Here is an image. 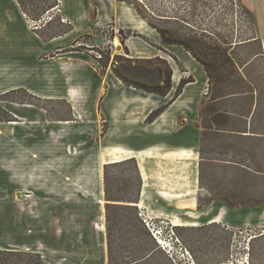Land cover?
<instances>
[{"label":"rangeland","instance_id":"374dc122","mask_svg":"<svg viewBox=\"0 0 264 264\" xmlns=\"http://www.w3.org/2000/svg\"><path fill=\"white\" fill-rule=\"evenodd\" d=\"M70 1L66 0V5L61 6L58 0L57 8L43 12V7L51 0H34L32 4H26L25 13L18 7V15L24 28L45 40L57 36L69 26L72 28L66 14ZM97 1L102 9L103 25L78 35L71 42L72 45L63 50L78 52L83 56L75 58L71 54L66 60L85 61L87 65L77 72L59 70L58 67L53 72L46 61L60 51L51 50L40 51L36 63L33 61L31 68L24 67L27 71H15V67L6 68L9 69L8 73L5 70L0 71V146L6 138L4 145L8 162L15 163L18 151L15 147L14 131L28 134L27 137L17 138L22 139L24 145L31 144L30 136L33 135L34 140L39 142L43 157L49 155L51 159L61 161L71 154L75 160H94L98 157L97 163L112 164L107 168V181H104V191H107L105 201H109L107 198H133L135 204L139 202L145 215L152 218L149 216L151 209L146 212L145 206L148 208L149 203L144 201V194L138 200L141 177L137 163L135 160H124L128 154L124 156L119 152L121 148L124 149L122 146L129 144L132 147L143 146L144 138L141 134L128 137L129 139L120 138V135H124L121 129L109 132L110 121L101 109L104 96L109 101L117 95V90H111L112 88H120L121 94L118 95L128 99L125 104L135 115H141L148 103L158 102L160 106L168 102L176 89L177 85L163 98L138 89H125L111 71V66L116 65L122 74L134 80L148 82L147 80L157 78V73L153 70L155 65L149 68L144 63L133 64L136 68H126L125 65V59L129 57L147 58L131 53L126 46L127 38L124 44L119 38V26L133 24L129 7L135 11L138 8L146 17L147 20L143 19L149 26L151 25L148 20L163 28L167 36L173 34L184 41L193 40V51L209 69L208 85L191 124L197 129L195 143L199 160L196 197L199 208L214 201L228 209H245L246 216L253 218V221L244 225L231 224L230 227L221 223L177 226L172 221L170 224L167 219H164L166 223L159 218L153 219L156 226L162 227L167 239L175 242L174 254L168 256L157 246L151 234L148 239L132 224L125 223V217H129L134 211L139 212L136 205V210L125 206L110 208L107 227L110 228L111 263L130 262L150 252L149 257L136 264H264V44L260 39L246 41L256 37L259 31L255 20L256 11L252 7L264 6V0H78V10L74 11L78 15L79 23L96 17L98 10L94 2ZM3 2L8 9L13 8L11 0ZM81 12L85 13V18L81 16ZM123 29L126 30L122 34L126 35L129 28ZM84 30H87V26L78 29L71 36ZM141 35L154 43L151 35ZM113 36L118 38L120 44H112ZM142 36L135 37L145 40ZM5 52L0 50V60L3 63L11 60ZM163 57L181 77L191 76L181 63L187 62L185 54L180 52L181 59L177 56L181 62L175 61L166 53ZM104 64L106 67H103ZM192 69L195 72L194 77L201 84L203 78L200 72L195 67ZM19 78L29 81L33 86L12 89L7 87L11 81H21ZM70 83L83 87L70 88ZM110 90L111 94L108 96ZM189 90L195 95L198 94V88L194 86L189 87ZM68 91H72V97L76 93L85 97L79 105V118L75 117L72 105L61 96ZM138 96L144 100L140 101ZM134 100L137 102L134 103ZM5 119H12L10 121L16 123L6 124ZM61 121H69V124H61ZM182 121L184 125L187 123L183 119ZM84 129H87L86 133H83ZM171 140L173 137L168 142ZM48 143L55 146L54 153H46L44 146ZM114 146H118L120 150H114ZM114 152L119 155L121 153L124 157L122 162L109 163ZM136 153L142 157L140 160L138 156H134L142 167L143 156ZM178 167L182 171L178 170L173 175L178 182L180 180L181 183H188L178 177L185 176L183 164ZM13 168L12 177L8 176L7 179L6 190L0 189V196H7L11 202L20 195L15 187V167ZM165 174H169V171L160 172L162 178ZM142 175L147 179L143 169ZM192 182L197 189V178ZM156 183L159 184L152 181V184ZM185 188L182 185L177 189L181 192ZM164 193L170 194L166 190ZM182 200L183 208L189 207L192 201L187 198ZM151 201L159 206L158 197L155 196ZM7 240L11 239L7 237ZM185 250L191 258L187 257ZM182 252L185 258L181 255ZM9 257L17 262L16 256Z\"/></svg>","mask_w":264,"mask_h":264},{"label":"crops","instance_id":"0c3cea01","mask_svg":"<svg viewBox=\"0 0 264 264\" xmlns=\"http://www.w3.org/2000/svg\"><path fill=\"white\" fill-rule=\"evenodd\" d=\"M3 1L0 0V50L6 51L5 55L10 56L11 60L5 63L0 60V71L5 70L8 73L9 69L6 68L11 67H15V71H27V69L24 70V67L31 68L33 61L36 63L38 60L40 51L51 50L60 51L52 59L46 61L48 62L47 66L53 72L56 67L63 71L77 72L81 67L87 65L85 61L66 60L70 58L71 54L75 58L83 56L78 52L70 53L63 50L72 45L71 42L78 35L98 29L103 25L101 22L102 9L98 1L94 2L98 10L96 17L79 23L77 21L78 15L74 11V9L78 10L79 2L78 0H71L69 10L66 13L72 25L71 30L45 40L40 39L30 29L24 28L18 15L19 6L15 0H11L12 9L5 7ZM129 9L133 17V24L119 27L133 29L143 35H151L154 43L166 51H162L146 40L129 36L126 39V46L130 52L139 57L147 58L156 55L163 57L164 53H170L178 61L181 59L180 52H182L186 55L188 63L180 62L194 79L186 83L176 99L152 121H146V117L153 109L159 107L158 102L148 103L141 115H135L125 104L128 99L118 95L121 94L120 88L111 89L117 90V95L111 97L109 101H107L106 96L102 98L101 109L110 121L109 132L121 129L124 131V135H120V138H132L137 134H141L144 138L143 146L132 147L133 145H130L129 140H127L129 145L122 146L124 149H119L122 155L128 154L124 160L133 159L137 163L141 177L138 200L140 201V197L144 194V201L149 203L148 208L145 206L146 212L149 208L152 210H149L151 213L149 216L152 219H167L170 224L171 221L177 220L180 223L179 225L176 224L177 226L221 223L230 227L231 224L251 223L253 218L249 219L246 216L245 209H228L221 203L214 201L206 203L203 208H199L196 197L199 160L195 143L197 129L193 128L191 124L197 105L208 85L207 73L189 51L179 45L163 43L159 33L149 26L134 8L129 7ZM252 9L256 11L255 20L258 23L259 31L256 37L248 38L246 41L251 42L260 39L264 44V6L252 7ZM81 16L85 18V13L81 12ZM83 26H87V30L78 32L75 34L76 36H71ZM111 40L113 45L120 44L116 36H113ZM193 67L198 69L203 78L201 84L194 77ZM180 78L179 72L172 68L169 92L178 84ZM18 80L23 82L10 80L12 84L9 81L10 84L7 85L5 82V85L10 89L18 86H33L29 81L21 78ZM120 83L125 89L132 88L124 85L121 81ZM70 84H72L70 88L74 89L83 87L77 83ZM191 86L198 88L197 95L190 92L189 87ZM111 90L108 96H110ZM71 92H65L61 96L72 105L75 117L79 118V105L83 103L85 97H80L77 93L72 97ZM146 94L152 95L151 93ZM71 99H75L76 104L72 103ZM137 99L140 100V97L138 96ZM135 102L137 100H134ZM182 119L187 122L185 125L182 123L184 122ZM86 131L87 129H84L83 133ZM13 135L16 137L15 147L18 150L14 164L7 160L6 146L4 145L6 138H4V144L2 143L0 146V189L6 190L8 176L9 178L12 177V168L15 167L13 179L17 193L20 195L13 202L8 201L7 196H0V248L39 252L47 264H108L105 204L117 202L137 206L139 202L135 204V202L127 201H105L103 165L106 163H97L98 157H95L94 160H75L71 154L65 157L63 161L51 159L49 155L43 157L40 154L39 142L34 140L33 135L30 136V145H24L22 139H17L20 136L27 137L28 134L14 131ZM244 135L253 136L255 134L244 133ZM170 137H173V140L168 142ZM44 147L47 154L55 152L53 144L48 143ZM136 152L143 156L142 167L138 159L135 158L136 156H133L137 155ZM179 164H183L185 176L178 177L185 179L188 183H181L180 180L178 182L173 175L181 170L178 167ZM142 169L147 179L142 175ZM163 171H169V174H165L166 176L162 178L160 172ZM195 177L197 178V189L195 183L192 182ZM153 180L159 184H152ZM182 185L186 188L179 192L177 188ZM145 186L147 187L145 188ZM165 190L169 191L170 194H165ZM155 196L159 199L158 207L151 201L155 199ZM184 198L192 200L187 208H183L182 199ZM7 237L11 240H7Z\"/></svg>","mask_w":264,"mask_h":264},{"label":"trees","instance_id":"16d2710c","mask_svg":"<svg viewBox=\"0 0 264 264\" xmlns=\"http://www.w3.org/2000/svg\"><path fill=\"white\" fill-rule=\"evenodd\" d=\"M15 1L17 2L21 11L25 13L26 12L25 11L26 10L25 9L26 4L27 3L32 4V2L34 0H15ZM58 3H59L58 0H51V2L48 3L46 7H43V12L45 10L47 11V10L57 8ZM136 12L142 18L146 19V17L143 15V13L138 8H136ZM38 19H39V17H38ZM148 23L159 33L160 38H161L163 43L179 45V46L183 47L186 51H189L190 54L203 66L204 70L207 73V76L210 77V73H209V69H208L207 65L203 62V60L200 58V56L196 52L193 51V49L191 47V43L193 42V40L184 41V40H182V38H179L173 34L171 36H167V32L163 28L152 24L149 20H148ZM69 30H71V26H69L67 29L63 30L62 32H60L58 35H62L64 33L68 32ZM124 30H126V29H123V28L118 29V32L120 33L119 38H120V41L122 44L125 43V39L129 35H131V36H142L141 34H138L136 31H132L131 29H127V34L123 35L122 32ZM142 37L145 38L144 36H142ZM145 40L148 41L146 38H145ZM148 42L150 44L154 45L155 47L166 52L160 46H158V45H156L150 41H148ZM125 50L127 51L126 46H125ZM168 54L175 61H178V59L173 54H170V53H168ZM98 59H101V58H98ZM125 62H126L125 65L127 67L126 66H124V67H126V68H136V67H134V65L137 63L138 64L144 63V65L148 66V68H149V66L151 67L152 65H155L153 70L157 73V78L153 79V80H147L148 82H142L141 80H134V79L128 78L126 75L122 74V72L120 71V69L116 65L111 66V71L114 74V76L117 77L124 85L138 89V90L143 91L145 93H151V94L158 95V96H166L168 94V92L171 89L172 67L166 58L161 57L159 55H156V56L151 57V58H141V59L129 57V58L125 59ZM103 67H106V65L104 64ZM193 80L194 79L191 76H188L187 78L181 77L171 99L168 102H166V103L160 105L159 107L153 109L147 115L146 121H152L174 99H176V97L181 93L183 86L186 83L191 82ZM10 120H12V119H5L4 121H10ZM130 160H133V159H130ZM113 164H116V163H113ZM110 166H112V164H105L104 165V181H107V168ZM106 193H107V191L105 192V194ZM107 200H109V201L136 202L135 200H133V198L131 199V198H124V197L114 198V199L107 198ZM121 206H125V208L136 210V208H135L136 206L132 205V204H116L115 202L114 203L108 202L106 204V236H107V260H108V264H112L111 263V251H110L111 250V244L109 241V239H110V228H109V226L107 227V224L109 222L108 211L110 208H120ZM125 219H126V221H125L126 224H132L139 232H142L146 236V238L150 239L151 233H150L149 229L146 227L142 218L138 215V213H136L134 211L133 213H131V215L129 217H125ZM151 237H152V235H151ZM149 255H150V252L143 255V256L136 257L133 260H131L130 262H125L122 264H136V263L146 259L147 257H149ZM9 256H16L17 262H13ZM0 264H47V263L43 259L42 255L36 251L7 250V249L0 248Z\"/></svg>","mask_w":264,"mask_h":264},{"label":"built area","instance_id":"2783aa9c","mask_svg":"<svg viewBox=\"0 0 264 264\" xmlns=\"http://www.w3.org/2000/svg\"><path fill=\"white\" fill-rule=\"evenodd\" d=\"M62 21H64L63 18H62ZM137 207H138V211H139L138 212L139 216L142 218V220L145 223L146 227L149 229L152 237L154 238V240L156 241L158 246L161 247L163 249V251L168 256H172V254H174L175 242L169 241L167 239V237L164 235L162 227L156 226L154 224V220L152 218H148L145 215V213L143 211V208H141L139 205H137ZM161 221L165 222L164 219H161ZM176 241H178V240L176 239ZM185 253H186L187 257L191 258L190 254H189V252L187 250H185ZM181 255L183 256V258H185V255L183 254V252L181 253Z\"/></svg>","mask_w":264,"mask_h":264},{"label":"bare ground","instance_id":"6f19581e","mask_svg":"<svg viewBox=\"0 0 264 264\" xmlns=\"http://www.w3.org/2000/svg\"><path fill=\"white\" fill-rule=\"evenodd\" d=\"M59 1H60L61 6H65L66 5L65 0H59ZM140 100H144V99L142 97H140ZM71 101H72V103L76 104L75 99H71ZM15 123H16L15 121H8V122H6V124H9V125H13ZM60 123L61 124H69V121H61ZM114 150L118 151L119 150V147L118 146H114ZM113 154H114V156H112V158L109 160V162L119 161V160H121V159L124 158L121 155V153H120V155L117 152H114ZM133 156H136L137 157L138 155H133ZM138 157L140 158V160H142V157L141 156H138ZM100 163L101 162H99V164ZM173 224H175V225L178 224L179 225L180 223L177 222V220H175V221H173Z\"/></svg>","mask_w":264,"mask_h":264}]
</instances>
